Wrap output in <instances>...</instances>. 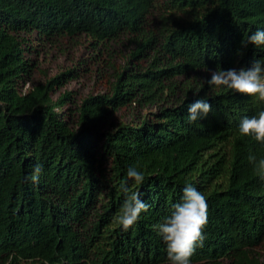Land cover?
<instances>
[{"label":"trees","instance_id":"trees-1","mask_svg":"<svg viewBox=\"0 0 264 264\" xmlns=\"http://www.w3.org/2000/svg\"><path fill=\"white\" fill-rule=\"evenodd\" d=\"M257 29L264 0H0V264H169L157 226L187 183L208 205L191 264H264V177L249 161L264 158V144L239 133L264 101L206 82L219 68L264 63V46H241ZM81 33L94 46L122 33L134 42L109 88L54 97L80 74L68 67L22 89L33 42ZM200 98L212 112L190 122ZM125 189L149 206L127 230L114 221Z\"/></svg>","mask_w":264,"mask_h":264},{"label":"clouds","instance_id":"clouds-1","mask_svg":"<svg viewBox=\"0 0 264 264\" xmlns=\"http://www.w3.org/2000/svg\"><path fill=\"white\" fill-rule=\"evenodd\" d=\"M249 44L256 47L264 46V30L257 29L241 42L244 48ZM206 82L217 89L233 90L236 93L264 101V63L260 60H254L251 68L239 70L219 68L211 72V78ZM211 112L212 105L207 98L197 99L188 107V120L196 122L207 117ZM239 133L243 136H252L256 141L264 144V111L259 112L258 116L243 118L239 124ZM249 161L253 163L254 171L264 177V158L257 161L254 155H250ZM41 172L42 165L36 164L32 174L26 179L36 182ZM127 176L137 184L145 179L144 173L135 166L127 169ZM125 192L126 199L114 221L127 230L139 220L141 213L146 212L149 206L140 199L139 193H128V189H125ZM207 223L206 197L192 183H187L181 202L176 203L172 214L157 226L166 244L169 264H191V257L206 239L204 229Z\"/></svg>","mask_w":264,"mask_h":264},{"label":"rangeland","instance_id":"rangeland-1","mask_svg":"<svg viewBox=\"0 0 264 264\" xmlns=\"http://www.w3.org/2000/svg\"><path fill=\"white\" fill-rule=\"evenodd\" d=\"M129 37V34L122 33L98 46H94L90 38L82 33L73 37H56L51 41H35L33 43H36V47H32L29 55L35 60L36 66L22 89L25 90L32 83L44 80L63 69L76 67L80 74L59 86L52 94L54 97L64 89H73L74 98L79 101L90 92L106 90L115 79L118 69L126 63L135 45ZM147 62L148 58L144 59V63ZM157 104L145 103L137 107L128 104L116 109L111 117L129 120L134 115L155 110Z\"/></svg>","mask_w":264,"mask_h":264}]
</instances>
